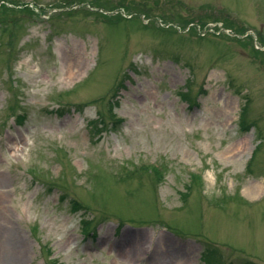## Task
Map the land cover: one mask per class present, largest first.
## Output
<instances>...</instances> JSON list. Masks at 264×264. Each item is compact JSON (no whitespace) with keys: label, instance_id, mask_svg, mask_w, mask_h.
I'll list each match as a JSON object with an SVG mask.
<instances>
[{"label":"rangeland","instance_id":"rangeland-1","mask_svg":"<svg viewBox=\"0 0 264 264\" xmlns=\"http://www.w3.org/2000/svg\"><path fill=\"white\" fill-rule=\"evenodd\" d=\"M0 264H264V0H0Z\"/></svg>","mask_w":264,"mask_h":264},{"label":"bare ground","instance_id":"bare-ground-1","mask_svg":"<svg viewBox=\"0 0 264 264\" xmlns=\"http://www.w3.org/2000/svg\"><path fill=\"white\" fill-rule=\"evenodd\" d=\"M70 75H72V73H70ZM258 188H259L258 186L254 187V189H257V190H258Z\"/></svg>","mask_w":264,"mask_h":264}]
</instances>
